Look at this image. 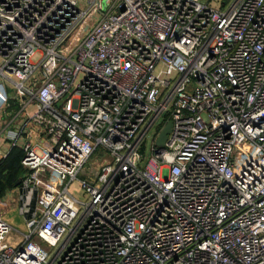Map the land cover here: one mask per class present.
Listing matches in <instances>:
<instances>
[{"label": "built area", "instance_id": "1", "mask_svg": "<svg viewBox=\"0 0 264 264\" xmlns=\"http://www.w3.org/2000/svg\"><path fill=\"white\" fill-rule=\"evenodd\" d=\"M23 131L0 264H264V0H0Z\"/></svg>", "mask_w": 264, "mask_h": 264}, {"label": "rangeland", "instance_id": "2", "mask_svg": "<svg viewBox=\"0 0 264 264\" xmlns=\"http://www.w3.org/2000/svg\"><path fill=\"white\" fill-rule=\"evenodd\" d=\"M211 3L214 4V5H219L221 3V0H211ZM91 17L89 18V21L91 22L92 20V17L95 15V12L94 10L89 14ZM88 21V22H89ZM94 23V21H92V24ZM89 25L88 24H84L83 26H81L79 29L76 30L75 33L81 35L83 34L87 27ZM82 37V36H80ZM70 41H74V38L73 36H71L70 38ZM11 87L14 86V83H10L9 84ZM36 107V105L34 103L30 104L29 106V109L31 110H34ZM162 120V116L159 118V120L157 121L156 125L151 129L150 133L151 132H154L155 129L158 127L159 123L161 122ZM16 129V128H14ZM0 136H3V134H1ZM2 140V137H0V142ZM5 141V140H4ZM6 144H7V147L8 146H12L10 145L7 140L5 141ZM9 144V145H8ZM150 144H151V139H150V136L147 137V140H146V144H145V151L148 153L150 151ZM1 145V144H0ZM7 150V149H6ZM4 150V152L6 151ZM97 162V161H96ZM98 164V162H97ZM71 189L74 191V193L81 199H85V192L83 191V189L81 188V185L79 183V180L78 179H75L71 185H70ZM7 191L5 192V194H7ZM6 200H4L3 198L0 199V209L1 210H4L5 208L6 209H10L12 208L14 205H16V203L18 202V188L15 187V188H12L9 192V195L8 196H5ZM13 222V229H12V234H15V235H18L20 232H21V229L24 228V218L21 214H19L18 212H15V217H14V221Z\"/></svg>", "mask_w": 264, "mask_h": 264}, {"label": "trees", "instance_id": "3", "mask_svg": "<svg viewBox=\"0 0 264 264\" xmlns=\"http://www.w3.org/2000/svg\"><path fill=\"white\" fill-rule=\"evenodd\" d=\"M23 155L24 149L15 144L6 155L0 157V196L9 188L17 186V180L25 170L22 164Z\"/></svg>", "mask_w": 264, "mask_h": 264}, {"label": "crops", "instance_id": "4", "mask_svg": "<svg viewBox=\"0 0 264 264\" xmlns=\"http://www.w3.org/2000/svg\"><path fill=\"white\" fill-rule=\"evenodd\" d=\"M17 107V106H16ZM26 119H27V117L24 115V114H19L17 117H14V119H13V121L11 122V124H10V126H12V127H14V128H16V129H19V130H21L22 128H23V126L25 125V123H26ZM9 120V118H7L6 119V121H8ZM29 128H32L33 129V134H32V136H30V137H32V139L33 140H37L38 139V132H37V130L34 128V126H33V124H31L30 125V127ZM0 137H2V140H1V142H0V157H2V156H4V155H6L7 153H8V151L11 149V147L12 146H8L7 147V144H6V140H7V142L10 144V145H12L11 144V142H10V137H8L7 136V133H3V136H0ZM27 139V136H26V133H25V131H23V135L21 136V138H20V140H19V146H21L22 144H23V142L25 141ZM5 140V141H4ZM8 144V145H9ZM22 147V146H21ZM7 149V150H6ZM4 150H6L5 152H4ZM15 187H17V186H15ZM15 187H13V188H15ZM10 189V188H9ZM8 189V190H9ZM12 189V188H11ZM5 196H6V194H4V195H2V196H0L1 198H3V199H5ZM4 211H6V214L11 218V222L12 221H14V217H15V205L12 207V208H10V209H4ZM12 224H13V222H12ZM19 237V235H15V234H12V239H16V238H18Z\"/></svg>", "mask_w": 264, "mask_h": 264}, {"label": "water", "instance_id": "5", "mask_svg": "<svg viewBox=\"0 0 264 264\" xmlns=\"http://www.w3.org/2000/svg\"><path fill=\"white\" fill-rule=\"evenodd\" d=\"M172 126V122L168 121L165 126L163 127V129L160 132L159 138H158V142L159 143H163L167 137L168 131L171 129ZM21 178L19 177L17 180V184H19Z\"/></svg>", "mask_w": 264, "mask_h": 264}]
</instances>
